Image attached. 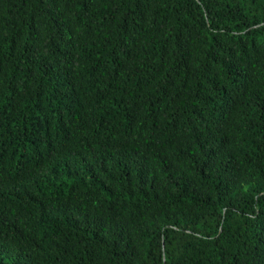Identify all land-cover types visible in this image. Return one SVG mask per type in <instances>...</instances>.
Listing matches in <instances>:
<instances>
[{
  "label": "trees",
  "instance_id": "trees-1",
  "mask_svg": "<svg viewBox=\"0 0 264 264\" xmlns=\"http://www.w3.org/2000/svg\"><path fill=\"white\" fill-rule=\"evenodd\" d=\"M0 264H264V0H0Z\"/></svg>",
  "mask_w": 264,
  "mask_h": 264
}]
</instances>
